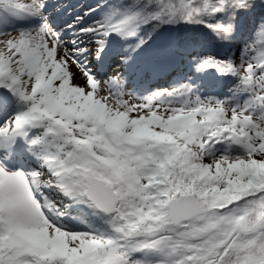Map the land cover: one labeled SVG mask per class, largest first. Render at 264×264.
Listing matches in <instances>:
<instances>
[{"label":"rangeland","instance_id":"obj_1","mask_svg":"<svg viewBox=\"0 0 264 264\" xmlns=\"http://www.w3.org/2000/svg\"><path fill=\"white\" fill-rule=\"evenodd\" d=\"M124 1L50 0L33 10V0H0V94L12 93L11 108L25 94L33 102L23 127V111L11 114L0 99V264H222L238 234L234 222L202 221L204 214L184 223L189 229L171 228V198L159 181L172 161L201 186L221 182L230 197L240 195L254 186L248 165L238 167L243 158L257 162L254 179L264 177V51L222 45L214 58L180 65L176 79L175 33L159 54L148 53L138 30L120 20L115 6ZM49 7L56 27L67 24L55 40L70 66L58 65L29 29L43 25ZM153 64L174 80L148 77ZM147 94L160 107L138 103ZM89 172L116 193L114 214L85 198ZM80 230L102 247L89 250ZM118 240L144 252L110 251L106 244ZM261 262L250 255L241 264Z\"/></svg>","mask_w":264,"mask_h":264},{"label":"trees","instance_id":"obj_2","mask_svg":"<svg viewBox=\"0 0 264 264\" xmlns=\"http://www.w3.org/2000/svg\"><path fill=\"white\" fill-rule=\"evenodd\" d=\"M115 9L120 10L121 21L138 30L139 40L153 55L159 54L175 33L173 51L182 65L204 55L214 58L222 45L232 51L238 46H256L264 51V0H125ZM158 10L161 14L154 18ZM155 69L153 65L150 75ZM170 164L161 173L162 194L177 197L192 193L206 207L200 220L234 222L238 226V234L221 263L241 264L250 255L264 261V177H252L257 162L247 158L239 161L241 169L248 165L254 186L231 197L222 191L221 182L201 186L199 176L191 177L177 163ZM226 198L228 204L223 202Z\"/></svg>","mask_w":264,"mask_h":264},{"label":"bare ground","instance_id":"obj_3","mask_svg":"<svg viewBox=\"0 0 264 264\" xmlns=\"http://www.w3.org/2000/svg\"><path fill=\"white\" fill-rule=\"evenodd\" d=\"M50 4V0H33L32 2V8L33 10H38L41 9L43 7L44 4ZM51 12L52 9L49 7L47 10H44L42 12L41 15L44 14V18L42 19V21L44 22L43 25L41 23H36L33 24L29 29L30 30H34V35H33V40L34 41H38V43L40 42V44L42 43V45H44L46 51L48 52V54L54 59V61L60 65V66H70L71 63L67 58V55L69 54L66 49V47H64L62 44L57 43L55 40V37L58 36L59 33H63L66 34V29H67V24H62L59 25L58 27H56L50 19L51 17ZM50 15V16H49ZM37 27V28H35ZM25 31V30H24ZM164 68H167L169 65V59L165 58L164 59ZM108 69V67H107ZM119 70V68L117 67L116 71ZM163 73V71H162ZM160 72V74L156 75V79L158 80V84L161 85L160 83L162 82H166L165 77L162 78L163 74ZM162 78V79H160ZM148 86V85H147ZM2 94V95H1ZM0 94V99L3 101V105H4V109H7L8 111H11V114H15V113H19L20 111L22 112V116H23V120H22V125L23 127H25L26 123L30 122V113L32 111L33 108V102L31 101V99L28 97L27 94L23 95L21 97V99L17 100L20 103H23L21 108H11L12 104L9 102V96L10 94H12L10 91L7 92H2ZM136 100L138 101V103H140L141 105L143 103L145 104H149L151 103L152 105L155 104L157 107H160L159 105H157L155 103L156 100V96L155 95H149L147 94V96L145 98H138L136 97ZM149 106V105H147ZM209 142V141H208ZM82 235H85L86 237H88V242H87V246L88 249H93V248H99L102 247L103 241L100 240V238L98 236H96L95 234H90L87 233L85 231L80 230ZM23 243H25V241H22ZM110 244V243H109ZM106 246L108 247V249L110 251H118L122 256H130V257H135L141 253L144 252V250H137L136 246L133 244H129L127 242V240H118L113 242L112 244L108 245L106 244ZM175 256H179L177 252H173ZM183 257L185 256V254L182 255Z\"/></svg>","mask_w":264,"mask_h":264},{"label":"water","instance_id":"obj_4","mask_svg":"<svg viewBox=\"0 0 264 264\" xmlns=\"http://www.w3.org/2000/svg\"><path fill=\"white\" fill-rule=\"evenodd\" d=\"M231 141L242 146V138L232 134ZM87 182L86 197L95 207L106 213L114 214L118 205V197L112 187L105 184L102 179L96 178L92 173L85 176ZM169 219L172 224L178 225L181 222L189 221L204 212L203 206L193 195H182L168 202ZM264 264V263H260Z\"/></svg>","mask_w":264,"mask_h":264}]
</instances>
